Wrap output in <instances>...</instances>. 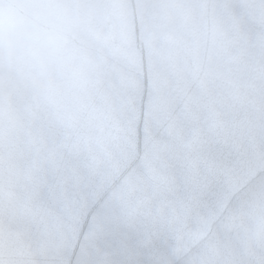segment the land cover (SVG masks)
<instances>
[{"label":"snow or ice","instance_id":"obj_1","mask_svg":"<svg viewBox=\"0 0 264 264\" xmlns=\"http://www.w3.org/2000/svg\"><path fill=\"white\" fill-rule=\"evenodd\" d=\"M0 264H264V0H0Z\"/></svg>","mask_w":264,"mask_h":264},{"label":"water","instance_id":"obj_2","mask_svg":"<svg viewBox=\"0 0 264 264\" xmlns=\"http://www.w3.org/2000/svg\"><path fill=\"white\" fill-rule=\"evenodd\" d=\"M21 15H22V10L13 7L9 11L4 13L2 17H0V23H3L8 27H15Z\"/></svg>","mask_w":264,"mask_h":264}]
</instances>
